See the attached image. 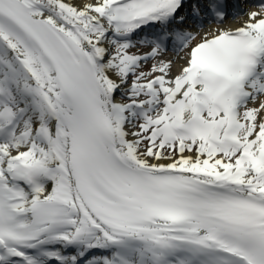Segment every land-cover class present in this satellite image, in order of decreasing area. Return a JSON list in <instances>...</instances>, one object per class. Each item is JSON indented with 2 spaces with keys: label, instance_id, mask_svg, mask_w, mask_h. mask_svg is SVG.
<instances>
[{
  "label": "snow or ice",
  "instance_id": "1",
  "mask_svg": "<svg viewBox=\"0 0 264 264\" xmlns=\"http://www.w3.org/2000/svg\"><path fill=\"white\" fill-rule=\"evenodd\" d=\"M184 4L0 0V264H264V0Z\"/></svg>",
  "mask_w": 264,
  "mask_h": 264
},
{
  "label": "bare ground",
  "instance_id": "2",
  "mask_svg": "<svg viewBox=\"0 0 264 264\" xmlns=\"http://www.w3.org/2000/svg\"><path fill=\"white\" fill-rule=\"evenodd\" d=\"M245 13H247V12H245ZM247 18H248L247 15H244V14H243V18H242V20H239L238 22H234V23H233L234 26H232V25L227 26V24H226L224 28L234 29V28L240 26L241 23H242L244 20H247ZM157 27H159V26L157 25ZM178 68H179V67H177L176 69H178Z\"/></svg>",
  "mask_w": 264,
  "mask_h": 264
},
{
  "label": "rangeland",
  "instance_id": "3",
  "mask_svg": "<svg viewBox=\"0 0 264 264\" xmlns=\"http://www.w3.org/2000/svg\"><path fill=\"white\" fill-rule=\"evenodd\" d=\"M141 50H145V49H141ZM133 51H136V49H133ZM169 57H172V59H176V65H175V67L177 68V67H179L180 66V60L177 58V57H175V56H173L171 53L170 54H168L167 56H165L164 58L165 59H168ZM152 62L151 61H149V65L151 64Z\"/></svg>",
  "mask_w": 264,
  "mask_h": 264
}]
</instances>
